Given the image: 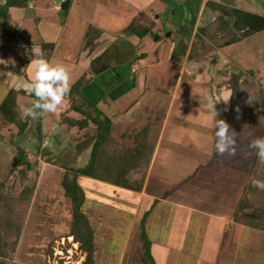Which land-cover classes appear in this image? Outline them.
Segmentation results:
<instances>
[{"label": "rangeland", "instance_id": "rangeland-1", "mask_svg": "<svg viewBox=\"0 0 264 264\" xmlns=\"http://www.w3.org/2000/svg\"><path fill=\"white\" fill-rule=\"evenodd\" d=\"M45 2L47 3V1ZM10 3L18 4L21 3V0H11ZM198 4H200V0H198ZM227 4L234 6L239 11L243 10L246 14V16L243 15V22L247 23V27L245 29L235 28L234 31L239 40L222 52L224 58L232 65L231 67L235 71L240 69L241 73L232 75L231 79H229L230 82L228 81L229 86H232L229 111L232 109L234 112L223 114L217 110L219 112L218 119H223L230 127L229 135L235 133L233 136L235 143L231 146L235 148V154L229 155V149L226 148L224 156V153L222 155L218 154L215 149L218 159L224 157L223 160H225V162L220 163L222 168L218 166V163L215 164V167L218 168L217 170L222 169L221 171L223 172L233 171L235 187L240 186L242 188L244 186L245 188L251 183L253 188H257L258 191L251 193L249 196L251 199L256 200L255 208L264 214V189L257 187L255 183L256 181L264 182V161L258 157V149L250 147L254 140L264 138V124L254 119V114H248L247 112L254 107L251 104L254 95L259 89L264 88V0H227ZM162 5L161 1H156L152 7L154 11L152 14L150 13V16H147L153 23L154 21L156 22L154 23V34L142 39L135 37L133 40V43L141 49L140 52L148 55L146 57L148 60L144 61L146 65H143L142 70L135 74L137 80H141V82L137 81V88L125 95L122 102L118 105L120 112L126 107L128 102L143 99V102L134 109L136 116H139L141 107L146 104L145 102L162 96L160 91L166 94L169 91L167 88L161 90L162 80L165 81L167 86L172 87L167 66H169L168 60L172 51L171 48L177 41L178 32L176 34L175 31H172L173 28L168 25V20L165 18L167 11L163 12ZM11 8L12 12L11 16L9 15L7 29H11L9 27L14 26L17 31L0 33V53H5L8 61L16 64L18 50L15 45L17 43L22 40L41 42L37 35L40 29L39 16L42 17V15H40L41 11L38 7L32 10L26 9L27 11H23L17 5H12ZM156 11L159 16L157 20H155L157 15L154 16ZM58 17L60 16L51 15V21L62 27L63 23H60L61 20L59 22ZM61 17H63V20L66 15L61 14ZM64 25H66V31L64 30L62 36L69 33V36L72 37L71 39L67 37L69 55L66 58H71V62L68 64H74L76 70L88 67L91 71H95L106 64L119 61L117 56L108 57V44L107 42L104 43L107 37L106 34L101 40L94 38V44L86 40L84 45H81L80 38L76 36V30L73 32L74 25L68 21ZM94 26L95 22L91 20L89 27L93 31L95 30ZM126 26L128 27L129 23H126ZM125 31L127 30L125 29ZM106 41L108 40L106 39ZM135 45L130 46V48L133 50ZM154 45L158 46L159 51L153 49ZM130 48L128 45L127 47L123 46V61L127 60L126 55L132 52ZM62 52L63 50H57L54 57L64 62V55H61ZM154 58H157L159 63L154 65L153 69H150L151 67L148 65L154 63ZM5 68L7 69L6 66L2 67L0 64V98L6 91L3 82V70ZM216 76V78H213L222 82L223 77L221 75ZM191 82H193L192 77L185 75L183 87L185 88L184 95L187 97L194 96L191 88H187V83ZM201 86L194 85V88H196L194 90H203V86ZM233 88L239 89V92L233 93V95ZM207 89L204 88L206 94ZM149 90L153 92L150 96L146 93ZM158 90L159 92H156ZM201 95H198L200 97L197 98L201 99ZM38 99L39 101L36 103H47V99L50 102V98L39 97ZM36 103L33 102L34 105ZM21 106L22 123L23 125H28L26 130L19 135L18 128L14 125H9L0 131V194L8 199L7 203L10 205V210H8L9 217L13 216L11 218L15 221L16 226L20 225L19 235L12 233L9 237L5 236L8 239V246L5 248L3 258H0V264H81L85 260V254L81 252L79 245L69 237L74 210H72L73 205L70 199L64 195L61 180L66 172L78 170L88 164V153L86 150V153L84 152L83 148L85 145L81 144V141L87 139L91 134L95 136L94 128L91 131L92 133L88 132L86 135H82V132L86 130H68L64 126L61 131H58L56 124H52L55 127L51 135L50 128L49 130L46 129V132L45 128L37 130L34 119H25L24 117L28 116L24 114L23 108H28V106L23 104ZM34 109L32 106L38 121L40 117L42 121L45 117L47 118L43 121V126L53 123L54 117L57 116L56 111L48 113L42 108L34 107ZM134 113L131 117H128L135 118ZM74 117L79 120L82 118L79 115ZM141 123L144 124V122ZM116 127L115 125L114 127L112 126V133ZM132 127L134 126L128 127V129H132ZM47 131L49 134H47ZM115 132H119V128ZM119 135L117 134L116 138L113 136L116 142L121 140ZM218 140L219 138L217 137V142ZM55 144H61V147L58 148ZM66 144H71L72 146L64 151L63 146ZM17 148L27 153L29 167H13V165L17 166L14 160L17 156ZM257 159L260 160V163H257ZM126 179L131 183H138L142 176L139 174L136 178H133V181L130 180V176ZM78 184L83 192L81 197L82 204H85V196L88 194L91 198L89 208L98 209L100 205L103 206V208L99 209V213L102 212V215H104L102 216L103 219L105 218L103 221L104 225L102 224L101 226L97 212L93 218L95 225L104 229L98 230L94 237L97 246L94 254L96 264H129L126 260L122 263L124 256L128 251L132 252L135 250L136 240H139L142 233L145 235V244L154 264H264L263 231L248 229L233 223L225 231L222 242H205L207 218L198 214H190L188 215V222L186 221L185 213H177L178 221L168 225L163 223L165 219L163 220L162 218L165 217L155 216V212L159 211L154 210V214L144 217L142 224L138 225V230L137 226L135 227L132 222L134 218L130 217L135 208L133 201L124 203V201L117 199L119 195L117 191H122L121 188L105 183H103L105 184L104 187L97 186L98 184H88L81 177L78 180ZM31 188L34 190L31 199L28 201L26 200L28 195L21 194V192L24 189ZM250 189L249 191L251 192ZM235 191V196H237L239 189L236 188ZM122 193L128 194L126 190H123ZM123 204L126 205V208H123L120 213L119 207L123 206ZM87 209V206L85 207L84 205V216L91 214V211H87ZM130 210H133V212H130ZM168 214V218L172 219L174 213L170 211ZM120 215L129 224L120 225L117 228L111 223L119 218ZM87 216L86 219L88 221ZM128 239H130L129 244L125 246L128 243Z\"/></svg>", "mask_w": 264, "mask_h": 264}, {"label": "crops", "instance_id": "crops-1", "mask_svg": "<svg viewBox=\"0 0 264 264\" xmlns=\"http://www.w3.org/2000/svg\"><path fill=\"white\" fill-rule=\"evenodd\" d=\"M156 1H161L164 13L167 11L165 18L168 20V25L173 28L172 31H175L176 34L178 32L177 41L171 48L172 51L168 64L171 62L172 53L175 52L180 56L184 55L181 59L182 63H180V67L182 66V68L179 67L174 85L171 80L172 87L167 86L164 80L161 81V90L167 88L169 90L167 94L169 95L160 91L162 96L145 102L144 106L140 105L142 106L141 113L139 116H136L134 109L143 102V99L128 102L121 112L118 109V105L122 102L124 96L134 91L137 88V83L141 82V80H137L135 74L142 70L143 65H146L144 61L148 60L146 58L148 55L140 52L139 46L133 43L135 37H129L125 33L123 34V32L127 27L126 23L130 24L138 14L144 13L146 16H150V13L152 14L154 11L152 7ZM6 3L7 0H0L1 34L5 31H17L14 26L9 27L11 29H7L12 8L7 7ZM37 7L41 11L40 15H42V17L39 16L40 29L37 35L41 39V42L22 40L17 43L15 45V48L18 50L16 64L10 63L5 53H0V60L5 61L4 64H2L3 62H0V64L2 67H7V69L3 70V82L6 91L1 96L0 102L10 90L15 89L20 92L17 98L19 107L22 109L21 104H23L24 106H28V108H32L33 106L34 109L33 102L39 101V97L32 99L31 95L33 93L29 95L23 87L25 82L31 81L34 76L33 60L44 59L53 67H64L69 76L70 87L87 71H91L88 67L76 70L74 64H68L71 62V58H66L69 55L67 37L70 39L72 37L69 36V33L62 36L66 21L74 25L73 32L76 30L75 33L80 38L81 45H84V41H86L85 35L88 32L93 36V39L99 38L98 40L104 38L106 34L108 41L105 39L104 43L107 42L108 44V57L117 56L119 61L106 64L98 70H92L93 79L84 88L82 94L98 113L110 120L113 127L114 125L117 126L115 130L119 128V132L113 131L114 138L117 137V134L122 136L128 130V127L134 126L132 129L141 128V122L145 123L153 119L157 111L165 113L154 153L143 181L142 190L140 192L127 191L130 194L128 195L123 194V189H121L122 191H117L119 192L117 199L124 201V203L133 201L135 208L134 212L130 210V212H133L130 217L134 218L132 222L135 224V227L137 226L138 230V225L142 224L144 217H149L152 213L154 214L153 210L159 211L155 212V216L165 217L162 218L163 220L165 219L163 223H167L168 225L178 221L177 213H185L186 221L188 222V215L198 214L207 218L204 241L222 242L226 233L225 231L234 223L232 219L234 209L243 193L244 186L242 188L240 186L235 187L233 171L223 172L221 171L222 169L217 170L218 168L215 167V164L218 163V166L222 168L220 163L225 162V160H223L224 157L218 159L215 153V144L217 143L215 132L217 129L214 127V121L208 120L205 123L207 115L206 97L211 96L214 99L216 110L220 113H228L232 88V86H229V79H231L232 75L241 73V70L235 71L231 67L230 62L224 58L222 52L229 46L214 50L194 60H188L187 55L189 45L197 30L209 25L219 17H223L233 29H237V27L245 29L247 23L243 22V15L246 16L243 10L239 11L234 6H230V4H227V0H200V4H198V0H30L22 10L27 11L36 9ZM50 10L51 12H49ZM53 14L60 16L58 17L59 22L61 20L60 23H63L64 26L60 27L51 21V15ZM61 14L66 15L63 20ZM157 14L156 11L154 16ZM158 17L157 15L155 20ZM91 20L95 22V33L89 27ZM154 23L156 22L154 21ZM87 42L95 43V41L89 40ZM177 43L178 47L176 48ZM127 45L129 48L134 45L135 47L133 50L130 48L132 52L126 55L127 60L123 61V46L127 47ZM33 49L36 51V54ZM153 49L159 51L157 45H154ZM57 50H63L61 55H64V62L54 57ZM143 54L145 55L144 58L137 60ZM154 59V63L148 65L151 67L150 69H153V66L159 63L157 58ZM185 75L192 77L193 82L187 83V88H191L192 95L195 97L184 95L185 88L183 87V83ZM216 75L223 77L222 82L214 79L217 77ZM194 85H202L203 90L197 89L195 91ZM204 88H208L207 94L204 92ZM156 92H159V90ZM146 93L149 96L153 94L151 90L146 91ZM198 95H201V99L197 98L200 97ZM46 102H48V99ZM67 109L68 104L64 99L56 110L57 116L54 117L53 123L45 126H43V121L47 119L46 117L43 121L41 117L39 121L36 119V116L35 118L31 116L23 117L30 120L34 119L37 124H35L37 130L45 128L46 132V129L49 130L50 128V134L52 135L55 127L52 124H56L58 131H61L64 127L59 122L60 116ZM133 113L135 114V118H130ZM75 115L78 116L77 114L69 113L66 117L79 120L74 117ZM89 128V130L82 132V135L91 132L94 127L90 125ZM95 140V136L91 134L87 139L81 141V144L85 145L83 148L84 152L86 150L88 153L87 161H89ZM118 142L121 143L123 141L120 140ZM55 145L58 148L61 147V144ZM70 146L72 145L66 144L63 146V150H68ZM223 155L225 156V153ZM136 176L138 175L135 174L133 176L131 174L130 180L133 181V178H136ZM81 178L88 184H98L97 186L102 187L105 185L102 182L87 177ZM236 188L239 189L237 196H235ZM90 199V196L87 194L84 205L85 207L87 206V211H91V214H88V219L90 225L95 227L94 231L96 233L102 229V224L104 225L103 221L105 218L103 219L102 217L104 215H102V212L99 213V209L103 208V206L100 205L98 209L89 208L91 205ZM123 208H126L125 204L119 207L120 213ZM170 211L174 213L172 219L168 218ZM96 212L99 216L100 228L93 222ZM141 217L142 219L140 220ZM157 217L156 219H158ZM111 224L119 228L120 225H128L129 222L120 215ZM161 225L164 226L163 224ZM131 230L133 231V229ZM130 239H128V243L125 246H128Z\"/></svg>", "mask_w": 264, "mask_h": 264}, {"label": "trees", "instance_id": "trees-1", "mask_svg": "<svg viewBox=\"0 0 264 264\" xmlns=\"http://www.w3.org/2000/svg\"><path fill=\"white\" fill-rule=\"evenodd\" d=\"M10 1L7 0V7L17 5L25 8L30 0H21V3L18 4H12ZM153 29V21L144 13H140L131 21L126 28L127 31L124 33L129 37L142 39L148 35L152 36L154 34ZM85 39L95 41L89 32L85 35ZM238 40L239 38L231 25L223 17H219L209 25L197 30L189 45L187 59H198L214 50L226 48ZM144 56V54L140 55L137 60L144 58ZM183 56L175 52L172 53L171 62L168 66V75L173 81V85ZM92 79V71H87L70 87L69 93L64 97L68 104V109L60 116L59 122L60 125L66 126L68 130L77 129L78 131L87 130L92 125L96 138L88 164L78 170L66 172L61 180L64 195L70 199L73 205L72 210H74L69 237L79 245V249L85 254V260L81 264H96L94 254L97 246L94 240L95 231L93 226L90 225L89 220L87 221V215L84 216V204H82L81 198L83 192L78 184L79 178L87 177L126 191L140 192L165 116L162 111H157L155 117L142 124L141 128L137 127L125 131L120 136L123 141L121 142L122 144L116 142L113 138L110 120L98 113L82 94V91ZM236 92H239V89L233 88L232 94ZM19 95L20 92L18 90L12 89L1 102L0 131L9 125L16 126L19 135L26 130L28 125H23L21 109L17 103ZM31 98H36L34 93ZM251 104L254 107L247 111L248 114H254L253 118L264 124V88L257 91ZM229 112H234V110L230 109ZM69 113L77 114L82 118L80 120L69 119L66 117ZM125 141H127V144ZM14 160L17 163V166L13 165L14 168L29 167L27 153L20 148H17V156ZM257 163H260L259 159H257ZM131 174H140L142 179L138 183H131L126 179ZM33 190V188L24 189L21 194L28 195L26 200L29 201ZM257 191V188H253L251 183L244 188L243 194L235 206L232 219L235 224L242 227L264 232V214L255 208L256 200L251 199L249 196ZM7 200L0 194V258H3L5 248L8 246V239L5 236L9 237L12 233L19 235L20 232V225L16 226L15 221L11 218L13 216L9 217L8 210H10V205ZM13 213L15 214V212ZM145 242V235L142 233L134 246L135 250L132 252L128 251L122 263L126 260L129 264H154Z\"/></svg>", "mask_w": 264, "mask_h": 264}, {"label": "clouds", "instance_id": "clouds-1", "mask_svg": "<svg viewBox=\"0 0 264 264\" xmlns=\"http://www.w3.org/2000/svg\"><path fill=\"white\" fill-rule=\"evenodd\" d=\"M27 51V50H26ZM34 53L36 51L33 49ZM5 63V61L0 60ZM35 73L31 81L25 82L24 89L30 95L35 94L36 97L50 98V102L40 104L36 103L35 108H42L45 112L54 113L58 106L62 104L64 97L69 93V76L67 71L62 66H51L44 59L33 60L32 64ZM207 115L205 117V123L208 120L214 121V127L218 130L215 132V136L219 138L215 144V149L218 154H223L229 149V155L235 154V148L231 147L235 141L233 136L235 133L229 135L230 127L223 119H217L219 112L216 110V103L211 96L206 97ZM23 112L26 116L35 118V113L32 108H25ZM251 148L258 149V157L264 161V138L256 139L250 144ZM257 187L264 189V182L256 181Z\"/></svg>", "mask_w": 264, "mask_h": 264}]
</instances>
